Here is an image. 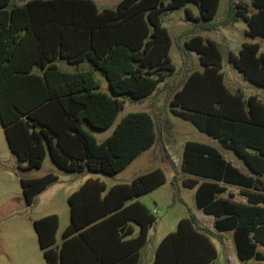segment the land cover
Masks as SVG:
<instances>
[{
	"label": "trees",
	"instance_id": "16d2710c",
	"mask_svg": "<svg viewBox=\"0 0 264 264\" xmlns=\"http://www.w3.org/2000/svg\"><path fill=\"white\" fill-rule=\"evenodd\" d=\"M220 1L120 0L115 8L99 9L94 0H0V121L11 152L24 168L41 167L47 154L68 172L113 176L126 168L157 142L153 116L129 112L101 142L87 126L108 129L124 106L122 97L146 99L175 73L162 14L193 3L199 19L210 23ZM186 13L191 19L190 9ZM238 19L246 22L248 37L264 38V0H231L228 22ZM181 49L184 79L170 98L171 112L250 169L243 172L212 145L187 141L181 170L195 178L184 185L195 188L197 208L213 218L215 230L232 231L239 260H264V101L226 85L217 41L195 34ZM190 51L198 54L201 70H192ZM228 58L245 80L264 88L259 43L246 42ZM56 179L52 173L22 178L27 204ZM164 182L160 168L111 187L86 180L68 197L70 222L60 245L57 214L33 222L46 263L138 264L156 217L136 198ZM230 185L240 188L246 203L233 199ZM132 223L139 226L136 236ZM202 229L193 214L181 218L159 243L154 264H213L217 249Z\"/></svg>",
	"mask_w": 264,
	"mask_h": 264
},
{
	"label": "rangeland",
	"instance_id": "374dc122",
	"mask_svg": "<svg viewBox=\"0 0 264 264\" xmlns=\"http://www.w3.org/2000/svg\"><path fill=\"white\" fill-rule=\"evenodd\" d=\"M99 9L105 7L115 8L119 0H94ZM231 0H221L216 16L210 23H204L199 19V8L188 3L170 12L161 15V23L165 26L172 39L170 57L175 65L177 75L161 83L155 96L143 100H134L130 97H122L125 101L115 122L105 130H95L87 126L98 142H101L114 131L120 119L129 112L148 111L157 123L159 138L151 149L143 151L126 168L113 176L91 172H68L59 168L47 154L39 168H24L26 162L18 160L11 152L3 126L0 121V264H47L40 248L38 236L34 227V220L48 214L59 216V229L57 242L62 240L64 229L70 222L69 194L79 188L80 183L86 178L98 177L107 186L117 183H129L136 176L150 170L160 168L165 176V182L139 198L156 217L155 224L148 234V242L143 250L145 261L149 259L151 252L159 236L175 230L178 219L188 217L191 214L199 219L208 216L197 208L195 190L185 187L179 182L177 187L173 181L182 171L183 150L186 141H197L211 144L217 147L222 154L233 162H238L242 167L244 162L233 151L223 148L205 132L199 130L192 123L175 116L169 106L170 98L174 90L180 87L184 79V61L182 49L185 41L192 35L200 34L205 38L217 41L222 51V71L227 85L233 89L240 88L245 94H257L264 101V90L246 81L238 70L229 62V52L238 55L245 42H259L264 50V39L257 37L252 39L246 35L248 28L245 21L228 22ZM244 1V0H242ZM186 9L192 13L191 19L187 17ZM192 68L200 67L197 56L190 53ZM96 77L111 94L104 76L95 72ZM101 78V79H100ZM262 90V91H261ZM261 91V92H260ZM261 93V95H260ZM52 173L57 179L39 193L33 204L26 202L22 178H36ZM233 190L236 191L235 188ZM156 211V212H154ZM225 239L231 241L228 248L220 239L214 241L218 247L219 256L214 264H264V260L250 259L239 260L232 232L224 233ZM264 253V246H259ZM230 257V261H228Z\"/></svg>",
	"mask_w": 264,
	"mask_h": 264
},
{
	"label": "crops",
	"instance_id": "0c3cea01",
	"mask_svg": "<svg viewBox=\"0 0 264 264\" xmlns=\"http://www.w3.org/2000/svg\"><path fill=\"white\" fill-rule=\"evenodd\" d=\"M120 1V0H119ZM118 1V2H119ZM98 6V5H97ZM105 8H109V7H105ZM104 9V8H103ZM239 20V19H238ZM248 29V28H247ZM257 37H260V36H256V37H250V38H252V39H255V38H257ZM262 38V37H261ZM264 39V38H263ZM256 41H254V42H251V43H255ZM246 43V42H245ZM257 43H259V42H257ZM244 44V43H243ZM242 44V45H243ZM260 45H261V43H259ZM242 47V46H241ZM241 49V48H240ZM263 48H262V45H261V51H264V50H262ZM240 51V50H239ZM190 53L191 54H195L196 56H197V58H198V62H199V56H198V54L196 53V52H194V51H190ZM58 65H60L61 66V68L62 69H69V70H74V67H71V66H67L64 62H58ZM199 65H200V67L198 68V67H194L193 66V68H192V70H201L202 69V66H201V64H200V62H199ZM237 69V68H236ZM238 70V69H237ZM221 71H222V68H221ZM177 72V69H176V71H175V73L173 74V75H171L168 79H170V78H173V76H175V75H177L178 73H176ZM223 72V71H222ZM238 72L242 75V73L238 70ZM223 75H224V73H223ZM243 76V75H242ZM244 78V77H243ZM101 79V78H100ZM104 80H106V79H104ZM224 81H225V75H224ZM247 81V80H246ZM249 82V81H248ZM104 83H107V81H104ZM163 83H165V82H163ZM225 83H226V81H225ZM252 84V83H251ZM226 85H227V83H226ZM254 85V84H253ZM108 86V85H107ZM228 86V85H227ZM256 86V85H255ZM160 87V84H159V86H158V88ZM229 87V86H228ZM102 88L103 89H105L106 88V84H105V87L102 85ZM158 88H157V90H158ZM230 88V87H229ZM260 88V87H259ZM231 89V88H230ZM262 90H264V88H261ZM157 90L154 92V93H152L149 97H147V98H150V97H153V96H155L156 95V93H157ZM238 90H240V88H238V89H235L234 87H233V89H231V91H233V92H236V91H238ZM261 90V91H262ZM241 92H243L242 90H240ZM260 91V92H261ZM244 93V92H243ZM245 94V93H244ZM246 96H248V94H245ZM255 95H257V94H255ZM260 95H261V93H260ZM258 96V95H257ZM262 96V95H261ZM262 99V98H261ZM263 100V99H262ZM213 139V138H212ZM213 140H215V139H213ZM188 141H190V140H188ZM215 141H217V140H215ZM187 142V141H186ZM197 142V141H196ZM218 142V141H217ZM219 143V142H218ZM206 144V143H205ZM220 144V143H219ZM209 145H211V144H209ZM221 145V144H220ZM154 146V145H153ZM152 146V147H153ZM213 146V145H212ZM152 147H150L149 149H151ZM215 147V146H214ZM217 148V147H216ZM148 149V150H149ZM218 149V148H217ZM219 150V149H218ZM220 151V150H219ZM221 152V151H220ZM221 154H222V152H221ZM223 155V154H222ZM224 156V155H223ZM225 157V156H224ZM226 158V157H225ZM227 159V158H226ZM227 160H229V159H227ZM234 165H236L238 168H240L243 172H245V173H250V169H249V167L245 164L244 166H240L239 165V163L238 162H233L232 160H230ZM92 173V172H91ZM191 178H195V177H193V176H191V175H189V174H186V173H184V172H180L179 174H178V181H177V184H179V182L180 183H182V185L183 186H185L184 185V180L185 179H191ZM88 179H99L100 181H102L100 178H98V177H95V178H93V177H90V178H86L85 180H83L81 183H80V185H79V187L86 181V180H88ZM102 182H104V181H102ZM105 183V182H104ZM105 185L107 186V184L105 183ZM111 186H113V185H111ZM111 186H107V187H111ZM186 187V186H185ZM158 188V187H157ZM190 188V187H189ZM233 188H235L236 189V191L235 190H233ZM79 189V188H78ZM78 189H76V190H74L73 192H75V191H77ZM191 189H194L195 190V188H191ZM155 190V189H154ZM153 191V190H152ZM151 191V192H152ZM73 192H71L70 194H69V196L73 193ZM227 192H231V193H233L234 194V200L235 201H240V202H244V203H246L247 202V200H246V198L243 196V195H241L240 194V188L238 187V186H235V185H230V186H228V188H227ZM145 195V194H144ZM143 196V195H142ZM142 196H140V197H142ZM224 197H227V194H224L223 195ZM140 197H137L136 198V200H138L139 202H141L140 200H139V198ZM196 201V200H195ZM141 203H143V202H141ZM144 204V203H143ZM196 217V219H197V222H198V224L200 225V226H202L203 227V231L206 233V234H208L209 236H210V238H211V240H212V242H213V244L215 245V247H216V249H217V257L215 258V260L218 258V256H219V251H218V247H217V245H216V243H215V241H214V239L215 238H217V239H220V241H222L223 243H224V245H225V248H228V246L231 244L230 242L231 241H228V239H231V238H228V239H225V236H227V235H225L224 233H226V232H218L217 230H215V228H214V226H213V218H211V217H209L208 216V218L207 217H204V218H206V219H203V220H201V219H199L197 216H195ZM181 218H183V217H181ZM181 218H179L178 219V221H177V223L179 222V220L181 219ZM132 225V227H133V234H132V236H136L137 234H138V232H139V226L137 225V224H135V223H132L131 224ZM177 229V228H176ZM175 229V230H176ZM174 230V231H175ZM150 231V230H149ZM58 232V231H57ZM170 232H173V230H171V231H168V232H166V233H164V234H162L161 236H159V238L157 239V241H156V243H155V246H154V248H153V251L151 252V255L149 256V259H147L146 261H145V259L143 258V250H144V248L146 247V244L140 249V257H139V261H138V264H154V260H155V256H156V250H157V247H158V245H159V243L161 242V240L168 234V233H170ZM227 232H232V231H227ZM149 234V233H148ZM233 234V233H232ZM57 235V234H56ZM232 238H233V235H232ZM56 239H57V236H56ZM234 241V240H233ZM61 242H62V240L60 241V243H56L57 245H60L61 244ZM148 242V241H147ZM234 245H235V243H234ZM261 246V245H260ZM235 249H236V247H235ZM237 253V252H236ZM228 259V261H230V257H228L227 258ZM215 260H214V262H215ZM214 262H213V264H214Z\"/></svg>",
	"mask_w": 264,
	"mask_h": 264
},
{
	"label": "built area",
	"instance_id": "2783aa9c",
	"mask_svg": "<svg viewBox=\"0 0 264 264\" xmlns=\"http://www.w3.org/2000/svg\"><path fill=\"white\" fill-rule=\"evenodd\" d=\"M154 212H156V211H154Z\"/></svg>",
	"mask_w": 264,
	"mask_h": 264
}]
</instances>
